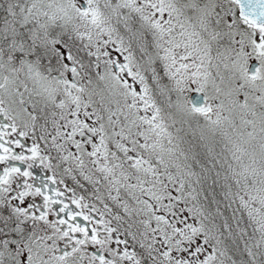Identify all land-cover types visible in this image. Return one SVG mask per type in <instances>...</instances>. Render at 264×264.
Masks as SVG:
<instances>
[{"label": "rangeland", "instance_id": "374dc122", "mask_svg": "<svg viewBox=\"0 0 264 264\" xmlns=\"http://www.w3.org/2000/svg\"><path fill=\"white\" fill-rule=\"evenodd\" d=\"M229 5L233 4L227 0H0V65L21 71L33 88L30 95L38 108L41 101L50 102L46 110L42 107V121L55 144L53 150L60 156L78 155L82 163L88 162L78 149L85 136L90 143L101 138L100 131L98 138L92 136L94 126H85L87 119L107 118V129H116L117 120L110 112L111 104L119 103L125 122L133 119L140 127L144 116L154 128L158 118L151 115L153 93L170 90L168 111L176 115L168 120L176 123L175 117L183 116L192 121L207 149L225 155L226 167L235 179L239 175L236 183L248 190L242 197L248 202L244 207L260 220L264 233V31L243 27ZM64 35L66 39L60 40ZM63 49L77 56L81 77L102 74V65L106 67V87L98 90L105 97L104 116L90 117L84 108L90 90L87 98L78 94L80 90L74 99L70 92L51 91L52 74L61 72L56 67L39 68L35 56L60 59ZM254 61L259 68L253 75L249 68ZM126 63L128 69L120 66ZM46 73L51 77L45 78ZM137 92L148 93L151 103L142 102ZM193 92L205 95L203 108L195 109L189 102ZM61 161L69 168V159ZM95 208L108 214L109 236L116 248L126 246L124 260L137 264L134 244L144 236L112 224L109 206ZM48 249L47 244L30 239L28 256L26 252L18 264L26 260L52 264ZM53 257L56 264H66L65 258Z\"/></svg>", "mask_w": 264, "mask_h": 264}, {"label": "trees", "instance_id": "16d2710c", "mask_svg": "<svg viewBox=\"0 0 264 264\" xmlns=\"http://www.w3.org/2000/svg\"><path fill=\"white\" fill-rule=\"evenodd\" d=\"M136 95L151 103L148 93ZM92 98L99 101L96 106ZM171 99L170 90L153 93L154 128L144 116L140 127L133 119L125 122L122 105L111 104L116 129H107L108 119L102 117L84 123L94 126L92 136L101 132L98 142L90 143L86 135L78 148L88 162L72 154L62 153L61 159H69L70 171L90 191L83 194L110 207L113 223L144 236L134 244L139 264H264L262 225L242 198L248 190L236 183L239 175L235 179L226 167L225 155L207 149L200 128L183 116L175 117L176 123L168 120L176 115L168 111ZM84 108L90 117L104 116L103 93L94 89Z\"/></svg>", "mask_w": 264, "mask_h": 264}, {"label": "flooded vegetation", "instance_id": "af4514ba", "mask_svg": "<svg viewBox=\"0 0 264 264\" xmlns=\"http://www.w3.org/2000/svg\"><path fill=\"white\" fill-rule=\"evenodd\" d=\"M62 53L60 59L35 57L39 68L56 67L61 72L52 74L55 79L46 73L45 78L55 82H50L51 91L70 92L74 98V93L106 80L104 65L95 78L91 73L81 77L76 56ZM32 89L21 71L0 65V264H18L26 252L28 256V243L34 238L50 248L52 264H56L54 255L65 258L66 264H135L124 260L126 246L116 248L110 238L108 214L101 215L89 196L65 183L61 160L42 133L46 102L38 108Z\"/></svg>", "mask_w": 264, "mask_h": 264}, {"label": "water", "instance_id": "95a60500", "mask_svg": "<svg viewBox=\"0 0 264 264\" xmlns=\"http://www.w3.org/2000/svg\"><path fill=\"white\" fill-rule=\"evenodd\" d=\"M239 8V17L257 28L264 29V0H236ZM257 64H252L249 72L254 73ZM191 103L196 108L205 104V96L201 93H194Z\"/></svg>", "mask_w": 264, "mask_h": 264}, {"label": "bare ground", "instance_id": "6f19581e", "mask_svg": "<svg viewBox=\"0 0 264 264\" xmlns=\"http://www.w3.org/2000/svg\"><path fill=\"white\" fill-rule=\"evenodd\" d=\"M141 31H142V29H141ZM105 83H106V81L104 80V83H101L100 84V87L103 89L104 88V86H105ZM98 102L99 101H97L95 98H92L91 99V103L94 105V106H96L97 104H98ZM50 103V102H49ZM101 103H104V102H101ZM42 127H43V134H44V136H45V134H47L46 132H47V130H46V128H45V120H43V123H42ZM51 138V136H48V134H47V136H46V138H45V142H46V144L49 146V148H54L55 147V144L53 145V144H51V142H50V139ZM52 145L54 146V147H52ZM55 156H57V157H59L60 158V160H61V156L59 155V154H57L56 153V155ZM61 174H64L65 175V183H68L69 185H71V187L77 192V193H79V194H83V193H89L90 191L82 184V182L81 181H79V179L77 178V176L76 175H74L73 174V172H71L70 171V166H69V168H67V166H65L64 164H62V168H61ZM77 185H80V187L79 188H77L78 186ZM88 198H90L91 200H92V203H93V205H95V207H99L98 206V204H96L95 202H96V198L95 197H88ZM101 200H102V198H101ZM101 207H103V205H101V204H99ZM115 211H117V209L115 208L114 209V212H113V214H115ZM109 213V212H108ZM101 215H102V213H100ZM110 214V213H109Z\"/></svg>", "mask_w": 264, "mask_h": 264}]
</instances>
